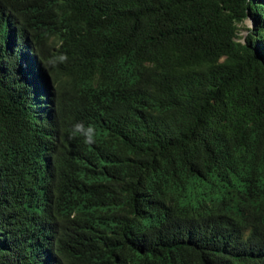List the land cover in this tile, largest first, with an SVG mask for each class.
<instances>
[{
    "label": "trees",
    "instance_id": "16d2710c",
    "mask_svg": "<svg viewBox=\"0 0 264 264\" xmlns=\"http://www.w3.org/2000/svg\"><path fill=\"white\" fill-rule=\"evenodd\" d=\"M0 264H264V0H0Z\"/></svg>",
    "mask_w": 264,
    "mask_h": 264
},
{
    "label": "clouds",
    "instance_id": "9594fccd",
    "mask_svg": "<svg viewBox=\"0 0 264 264\" xmlns=\"http://www.w3.org/2000/svg\"><path fill=\"white\" fill-rule=\"evenodd\" d=\"M249 23L251 26V21ZM244 35H245V33H244ZM34 70H35V75H34V78L32 80L31 88L33 90L35 88H38L40 99H41V104L39 106L38 111L40 113L44 114L46 112L51 111V99H53V95H52L53 94V85H52V80L50 77L51 75L42 70L41 62H39V64L35 66ZM32 97H34V96H32ZM72 116H73V112L70 110V107L66 104L61 103L60 115L57 116L56 118L65 120V119L71 118ZM91 135L92 136L84 139V144L86 145L87 149H89V150H91L93 148L94 144H97L99 142L95 138L97 136L96 133H91ZM72 150L78 152V156L76 159V162L78 165L76 168H73L71 171H73V170L76 171L79 167L86 168L89 164L86 161L84 153L82 156L80 151L78 150V148L75 145L73 146ZM46 168H47V165L40 164V163H35V165L33 167L34 171H36L38 173L45 172ZM232 204H233V200L231 198L225 197V198L213 200L207 204L204 216L207 219H209L211 216L213 218L215 215H220V214H224V213L227 214L225 209L227 207H230ZM205 217H203L204 218L203 221L207 220ZM183 228H186L188 230L192 229L186 225L182 226V229ZM188 230H186L184 232H188Z\"/></svg>",
    "mask_w": 264,
    "mask_h": 264
},
{
    "label": "rangeland",
    "instance_id": "374dc122",
    "mask_svg": "<svg viewBox=\"0 0 264 264\" xmlns=\"http://www.w3.org/2000/svg\"><path fill=\"white\" fill-rule=\"evenodd\" d=\"M243 26L250 27V23H249V21H245V22L243 23ZM244 33H245L244 31L241 32L242 35H244Z\"/></svg>",
    "mask_w": 264,
    "mask_h": 264
},
{
    "label": "water",
    "instance_id": "95a60500",
    "mask_svg": "<svg viewBox=\"0 0 264 264\" xmlns=\"http://www.w3.org/2000/svg\"><path fill=\"white\" fill-rule=\"evenodd\" d=\"M246 21H249L250 22V18H248Z\"/></svg>",
    "mask_w": 264,
    "mask_h": 264
}]
</instances>
